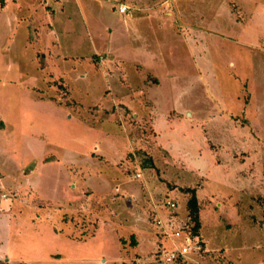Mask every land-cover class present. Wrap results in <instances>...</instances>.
Returning <instances> with one entry per match:
<instances>
[{
    "label": "rangeland",
    "instance_id": "rangeland-1",
    "mask_svg": "<svg viewBox=\"0 0 264 264\" xmlns=\"http://www.w3.org/2000/svg\"><path fill=\"white\" fill-rule=\"evenodd\" d=\"M163 1L131 60L100 51L54 80L64 109L22 106L0 28V264H163L192 235L188 187L198 245L175 264H264V0Z\"/></svg>",
    "mask_w": 264,
    "mask_h": 264
},
{
    "label": "crops",
    "instance_id": "crops-1",
    "mask_svg": "<svg viewBox=\"0 0 264 264\" xmlns=\"http://www.w3.org/2000/svg\"><path fill=\"white\" fill-rule=\"evenodd\" d=\"M119 1L115 4L114 0H0V28H7L8 35L16 32L11 45L20 54L15 64L10 58L6 75L10 79L15 77L16 80L9 79L10 85L14 83L24 93L20 97L22 106L64 109L50 98L57 86L54 80L64 77L68 83V78L84 79L91 71L92 54L100 51H114L118 59L131 60L125 48L128 43L134 46L138 42L135 19L163 11L165 14L168 5L163 0L144 1V5L139 0ZM120 3L131 5L128 13L120 12ZM138 59L142 61L140 64L152 61L155 66L161 65L159 57L153 60L148 55L147 60H142L132 56V63ZM83 60L89 61V69L78 67ZM50 163L53 162H47ZM179 238L175 237L177 242Z\"/></svg>",
    "mask_w": 264,
    "mask_h": 264
},
{
    "label": "trees",
    "instance_id": "trees-1",
    "mask_svg": "<svg viewBox=\"0 0 264 264\" xmlns=\"http://www.w3.org/2000/svg\"><path fill=\"white\" fill-rule=\"evenodd\" d=\"M4 127H5V122L3 119L0 118V129H2ZM146 161L151 162V159H148ZM145 166H146V164H145ZM185 190L187 193L190 194V197L187 200V208H188L189 212L187 213V217H188V218H186L187 222H185L184 224H181V227L182 228L187 227L189 229L188 225L193 223L191 233L193 236H197L198 230L201 226L200 201L198 198L197 189H196V187H188V188H185ZM174 202L176 203V207L172 208V212H173L171 214L172 217L168 218L169 222L172 223L170 226L171 229H175V226H174V225H176L175 219H176V216L178 215L177 209L180 208L178 201L174 200ZM165 205H167V204L165 203ZM161 252L162 251H160V253Z\"/></svg>",
    "mask_w": 264,
    "mask_h": 264
},
{
    "label": "built area",
    "instance_id": "built-area-1",
    "mask_svg": "<svg viewBox=\"0 0 264 264\" xmlns=\"http://www.w3.org/2000/svg\"><path fill=\"white\" fill-rule=\"evenodd\" d=\"M119 10L122 13H126L129 10V6L124 4V3H120L119 4ZM168 205H170L169 207L172 209L174 207H176V203L174 201H168ZM158 223H161V218H158ZM162 226V225H160ZM182 230L178 229L175 232V236L179 237L181 236ZM193 239V237L190 234L186 235V240H184V243L180 246H175L174 248L170 249V250H162L161 252V258H162V263L163 264H175L177 261H179L182 258H186L188 256V254H190L193 250V248L197 247V242ZM195 242V243H194Z\"/></svg>",
    "mask_w": 264,
    "mask_h": 264
}]
</instances>
